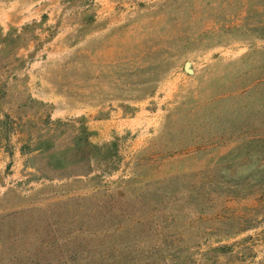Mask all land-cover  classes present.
Segmentation results:
<instances>
[{"label": "rangeland", "instance_id": "rangeland-1", "mask_svg": "<svg viewBox=\"0 0 264 264\" xmlns=\"http://www.w3.org/2000/svg\"><path fill=\"white\" fill-rule=\"evenodd\" d=\"M0 264H264V0H0Z\"/></svg>", "mask_w": 264, "mask_h": 264}, {"label": "water", "instance_id": "water-1", "mask_svg": "<svg viewBox=\"0 0 264 264\" xmlns=\"http://www.w3.org/2000/svg\"><path fill=\"white\" fill-rule=\"evenodd\" d=\"M185 69H186L187 71H190V68H189L188 63H185Z\"/></svg>", "mask_w": 264, "mask_h": 264}, {"label": "trees", "instance_id": "trees-1", "mask_svg": "<svg viewBox=\"0 0 264 264\" xmlns=\"http://www.w3.org/2000/svg\"><path fill=\"white\" fill-rule=\"evenodd\" d=\"M90 147H91V148H97V146H95V145H91V144H90Z\"/></svg>", "mask_w": 264, "mask_h": 264}, {"label": "crops", "instance_id": "crops-1", "mask_svg": "<svg viewBox=\"0 0 264 264\" xmlns=\"http://www.w3.org/2000/svg\"><path fill=\"white\" fill-rule=\"evenodd\" d=\"M130 123H132V122H129V125H130ZM133 124V123H132Z\"/></svg>", "mask_w": 264, "mask_h": 264}]
</instances>
